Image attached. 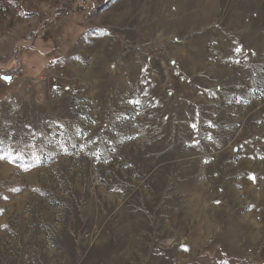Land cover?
<instances>
[{
    "label": "rangeland",
    "instance_id": "1",
    "mask_svg": "<svg viewBox=\"0 0 264 264\" xmlns=\"http://www.w3.org/2000/svg\"><path fill=\"white\" fill-rule=\"evenodd\" d=\"M191 1L0 0V264H264V0Z\"/></svg>",
    "mask_w": 264,
    "mask_h": 264
},
{
    "label": "crops",
    "instance_id": "2",
    "mask_svg": "<svg viewBox=\"0 0 264 264\" xmlns=\"http://www.w3.org/2000/svg\"><path fill=\"white\" fill-rule=\"evenodd\" d=\"M181 3H184V5H183L184 8L182 6L180 8V12H179L180 19H179V22L180 21L182 22V26L185 28V31H184L185 33L182 31V26L181 27L180 26H176V28L178 29L177 30L178 32H181V35L182 34L183 35H185V34L189 35L190 31L193 29V27H192L193 26V21L191 20L190 24H187V23H189V20H186V19H188V18L193 19L191 17V15L187 12V10H188L187 8L190 7V4L192 3V1L191 0H182ZM187 5H189V6H187ZM175 40H178V39L175 38ZM185 40L187 41V39H185ZM180 42L182 43V41H180ZM187 44H180V43L178 44L177 43V46H179V47H176V49H177L176 52L180 53V54H184L185 53L186 55L194 53L193 50L189 49L191 47V44L190 43H187ZM105 46L106 45L101 46V49L95 50L94 53H112V49L109 48V47H105ZM34 48H35V44H32L29 47H27L26 50L28 51V53H37V52H35ZM126 53H143V52H141V51H139L137 49L135 51L134 50L128 51V52L126 51Z\"/></svg>",
    "mask_w": 264,
    "mask_h": 264
},
{
    "label": "snow or ice",
    "instance_id": "3",
    "mask_svg": "<svg viewBox=\"0 0 264 264\" xmlns=\"http://www.w3.org/2000/svg\"><path fill=\"white\" fill-rule=\"evenodd\" d=\"M237 51H239V49H237ZM2 78H3L5 81H8V82L11 81V77H10V76L4 75ZM130 103L138 104L139 101H130ZM3 158H4V157L0 156V159H3Z\"/></svg>",
    "mask_w": 264,
    "mask_h": 264
},
{
    "label": "built area",
    "instance_id": "4",
    "mask_svg": "<svg viewBox=\"0 0 264 264\" xmlns=\"http://www.w3.org/2000/svg\"><path fill=\"white\" fill-rule=\"evenodd\" d=\"M64 66H65L64 63H60V67H64ZM51 94H52L53 96H56V95H57V93H56L55 90H52V91H51Z\"/></svg>",
    "mask_w": 264,
    "mask_h": 264
},
{
    "label": "water",
    "instance_id": "5",
    "mask_svg": "<svg viewBox=\"0 0 264 264\" xmlns=\"http://www.w3.org/2000/svg\"><path fill=\"white\" fill-rule=\"evenodd\" d=\"M3 76H4V75H3ZM3 76H2V77H3ZM10 77H11V76H10Z\"/></svg>",
    "mask_w": 264,
    "mask_h": 264
}]
</instances>
